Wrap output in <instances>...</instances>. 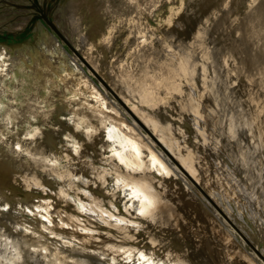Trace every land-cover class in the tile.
Segmentation results:
<instances>
[{
  "label": "rangeland",
  "instance_id": "1",
  "mask_svg": "<svg viewBox=\"0 0 264 264\" xmlns=\"http://www.w3.org/2000/svg\"><path fill=\"white\" fill-rule=\"evenodd\" d=\"M175 1L81 0L83 8L89 10L88 15L86 16L84 11H80L78 16L66 14L67 29L74 32L76 39L81 36L89 40L90 48H95L94 53L98 55L99 62L108 67V73L112 74L110 84L108 82L110 88L118 96L123 92L122 95L131 100L130 103L125 101L149 132L159 138L146 121L155 120L154 122L160 124L161 133L168 137L187 159V165L205 171L210 180L206 186L216 194L217 198H212L224 212L223 217H228L239 228L238 232L246 239L245 242L240 237L244 241L242 244L256 247L264 256V77L262 65L257 63L262 57L258 55L263 54L264 43L252 42V37H257L259 32L252 33L247 30L250 15L264 0H184L189 7L207 15V25L202 27L204 33L210 37L209 40L206 38L209 46L207 56L206 53L202 54L205 50L198 51L177 40L175 32L178 25H158L156 14ZM39 3H45V7H50L54 16L62 18V14H57V0H0V38L9 41L14 34L29 31L31 19L38 15L33 7L39 6ZM42 26L39 24L35 29H43ZM77 34L80 36L77 37ZM219 37L234 40L239 45L238 52L227 54L222 62L219 51L215 48L218 42L216 38ZM7 48H11V44ZM52 50L55 54L46 47L38 48L41 53L39 58H44L48 66L55 62L57 51L53 47ZM183 51L188 57L193 56L188 58ZM240 56L245 63L237 67L236 60ZM9 60V57L0 60V73L9 69ZM86 61L97 70L89 57ZM25 73L24 71L19 77L23 78ZM16 83V80L7 77L3 85L14 88ZM178 89L183 92V97L189 98L190 105L194 104L195 100L204 106V118L195 120L191 116V106H186L177 98ZM16 98H10L6 102L3 113L10 110L7 109L10 106H17ZM47 106L48 104L41 100L34 102V112L39 116H46V119L40 120L42 125L36 123L32 129L28 125H7L13 133L7 136L0 134V264H53L56 261V252L64 253V264H109L107 261H111V256L108 253L102 256L100 254L104 252L95 251L93 226H96L97 220L88 216L80 219L81 210L77 204L74 206V215L66 214L67 211L59 202L50 198L49 188L38 185L33 170L25 166L30 155L24 146L30 144L31 138L24 130L37 128L36 132L40 134L37 137L38 142L50 139L52 142L56 141L55 146L58 144V147L51 149L49 160L41 163L37 171L38 176L49 181L51 178L47 176L46 168L51 167V173H54L55 156L57 155V159L63 158L62 153H67V149H72L70 144L76 142L67 133L69 123L74 121L73 113L68 110L66 114H58L56 107ZM218 115H222V118L219 117L222 120L214 126V132L210 120ZM112 120L118 123L123 117L120 114L115 115ZM96 123L103 124L99 128V134H103L105 147H96L100 152L98 155L97 150L82 142V147H79L81 154L74 156L77 159L89 156L85 160L92 162L95 170L99 166L102 169V164L107 167L113 161L111 146L115 147L113 145L119 136L128 138L120 128L116 131V137L111 129L105 127L111 123L109 115L105 118L98 116ZM133 124L137 131L135 137L143 140L139 134L145 133L137 124ZM135 130H131L132 134ZM16 132L19 135L18 140L23 143L21 150L16 143ZM153 141L152 144L155 143ZM161 145L183 167V163L172 154L165 143ZM147 146L143 143L145 150ZM84 151L88 153L83 154ZM68 153L73 154L71 150ZM177 166L179 165L171 163L169 176L180 183L184 178L183 175L180 178ZM152 172L163 174L158 170ZM192 175L200 182L197 179L198 172ZM74 181L78 182L77 179ZM116 196L125 202V197ZM212 219L215 221L213 217ZM229 239L233 240L232 235ZM245 244L242 246L247 251L245 255L249 264H261L257 257H254L251 247L248 245V248ZM49 258L51 262H48ZM133 258L135 259L126 261V264H140L137 254Z\"/></svg>",
  "mask_w": 264,
  "mask_h": 264
},
{
  "label": "bare ground",
  "instance_id": "2",
  "mask_svg": "<svg viewBox=\"0 0 264 264\" xmlns=\"http://www.w3.org/2000/svg\"><path fill=\"white\" fill-rule=\"evenodd\" d=\"M57 2L59 9L57 14H62V18L54 16L51 8L45 7V3H39V6L34 5L33 7L38 15L31 19L30 23L32 25L29 31L14 34L9 41L3 37V39L0 38V60L9 57L8 62L11 63L7 71L0 73V134L7 136L9 133H13L9 131L7 125H28L30 129L36 123L42 125L40 120L41 118L46 119V116H39L34 112L35 101L45 102L46 105L48 104V108L49 106L56 107L55 110L58 114H62V112L64 114L68 110L73 113L74 121L69 123L67 133L76 142L70 144L72 149H67V153H62L63 158L57 159V155L55 156L56 169L54 168V173H51V167L46 168L47 176L51 180H45L43 177L38 176L37 171L41 163L49 160L50 151L55 146L56 141L52 142L49 139L38 142L37 137L40 134H38V131L36 132L37 128L31 131L24 130V133L31 138L30 144L24 146L27 147V153L30 155L25 166L33 170L38 185L49 188L50 198H55L60 206L67 211L66 214L74 215L76 213L74 206L77 204L79 210H81L80 215L77 214L80 219L88 216L97 220H95L96 226H93L95 251L104 252L100 254L102 256L108 253L111 256V261L106 260L107 263L126 264V261L135 259L133 257L137 254V260L140 264H249L246 260L247 251L242 246L245 244H242L243 240L246 242V239L230 224L226 217H223L222 210L212 198L213 196L216 199V194L206 186L210 180L205 171L199 170V167L187 165V159L184 155L177 150L168 137L161 133L160 124L154 122L155 120H146L153 132L157 133L159 137L157 140L160 143H165L172 154H175L183 163V167L182 165L181 167L177 166L178 172L181 174L180 178L183 175V182H180V184L177 179L171 178L169 176L171 163L175 164L174 161L168 157L160 145L154 143L151 139L152 137L143 127L144 124L132 112V108L126 102L130 103L131 100L126 99L122 95L124 93H119L116 90L117 88L113 86L135 117L94 74L93 71L103 81L107 80L105 82L110 84L112 74L108 73V67L106 68L99 62L98 55L94 53L95 48H90L88 39L81 37L80 34H77V37H80L76 39L74 32L72 33V30L68 31L65 18L68 13L72 16H78L80 11H84L83 13H86L87 16L89 10L83 8L84 5H82L81 0H57ZM165 8H162L158 13L156 12L158 25L169 27L178 25L175 32L177 40L189 44L198 51L205 50L202 54L206 53L207 56V52H209L207 43L210 37L207 33H204L205 30L202 28L207 25L205 22L207 15L189 7L184 0H176L174 4L172 3V5ZM45 16L48 17L55 28L46 20ZM39 24L43 25V29L36 30L35 28ZM247 30L252 33L259 32L256 35L257 37H252V42L264 43V2L250 15ZM216 39H218V42L216 41L215 48L219 51L220 62L227 54L238 52L239 45L236 41L220 37ZM10 44L11 48H7V46L10 47ZM40 47H46L53 54L55 53L52 47L56 49L55 62L51 63L50 66L46 65L44 58H39L41 53L38 48ZM72 48L85 61L89 57L97 70L86 61L92 67L90 69ZM179 49L181 50V48ZM262 52L263 54L258 55L262 57L257 60V63L262 65L261 71L264 77V48ZM191 56L187 57L190 58ZM106 58L108 57L106 56ZM199 59L201 58L199 57ZM237 59V67H240L241 63H245L241 56ZM256 59H254L255 62ZM253 64L252 61L251 65L253 66ZM24 71L26 72L23 75L24 77L20 78L19 76ZM64 73L66 75L62 76L61 74ZM7 77L18 82L14 88L3 85ZM189 84L191 85V83ZM190 88L195 89L192 86ZM177 92L179 94L177 98L186 106H191L193 110H191V116L195 120L205 117L204 106L200 102L194 100V104L190 105L189 98L183 97L181 90L178 89ZM12 96H14L13 99L19 96L16 98L18 99L17 106L12 107L9 105L10 108L7 109L10 110L3 113V110L6 109V102L10 98L12 99ZM249 97L252 100L250 95ZM221 106L223 107V105ZM223 110L225 109L223 108ZM119 114L123 117V120L116 123L112 118ZM238 114L240 115V113ZM106 115L111 116V123L104 124L105 127L111 129L115 136L117 135L116 131L120 128L128 138L124 139L119 136L120 138L118 141L115 140V145H113L115 147L112 148L111 146L113 161L109 163V166L106 167L105 164H102V169L99 166L95 170L92 167V162L88 159L85 160L89 156H86V158L83 156L85 159H79V157L77 159L74 156L78 153L81 154L79 147H82V142H85L87 146H92L95 150H97V146L101 149L105 147L103 134H99V128L103 124L99 125L96 121L98 116L105 118ZM222 115L210 120V124H213V127L210 126V130L212 127L215 132L214 126L222 120L219 119V117L222 118ZM133 123L137 124L145 133L144 135L138 133L143 140L135 137L137 131ZM131 130H135L133 134ZM15 136L17 138L16 143L21 150L23 143L18 140L19 135L17 132ZM143 143L148 145L146 150ZM59 144L61 143L59 142ZM57 145L55 147H58ZM155 146L159 148L157 149ZM70 150L73 154L68 153ZM96 152L98 155L100 154L98 150ZM87 153V151L83 152V154ZM154 170H158L159 173L163 172V174L159 175L152 172ZM195 171L199 174L197 179L201 184L192 175V173L196 174ZM178 172L176 173L178 174ZM72 177L77 179L78 182L72 180ZM194 182L206 192L211 201L198 189ZM134 192L139 193L138 198L134 195ZM116 195L125 197V202ZM141 211L144 212V215L140 214ZM213 212H216L218 216ZM212 217L216 222L213 221ZM120 221H124V223H120ZM100 222L103 224L101 225ZM231 235L233 240L229 239ZM248 245L245 244L246 247L250 248L254 257H257L259 262L264 264V259L261 255H258V251L250 244ZM134 253L135 255H133ZM63 255L62 252H56L54 254L56 261L52 263L64 264L66 260L63 259ZM141 255H143V259H141ZM65 259L68 260L69 258Z\"/></svg>",
  "mask_w": 264,
  "mask_h": 264
},
{
  "label": "water",
  "instance_id": "3",
  "mask_svg": "<svg viewBox=\"0 0 264 264\" xmlns=\"http://www.w3.org/2000/svg\"><path fill=\"white\" fill-rule=\"evenodd\" d=\"M45 18H46V20H48V22L53 26V23H51V21L48 19V17L47 16H45ZM54 27V26H53ZM55 28V27H54ZM57 30V29H56ZM59 33V32H58ZM73 49V48H72ZM74 51H75V49H73ZM76 52V51H75ZM76 54H78L79 55V53H77L76 52ZM80 56V58L86 63V65H88V67L91 69L92 67L85 61V59L81 56V55H79ZM93 70V69H92ZM94 72V74L98 77V79H100L101 80V82L103 83V85L112 93V95L128 110V111H130L129 110V108L125 105V103L121 100V98L109 87V85L105 82V81H103L98 75H97V73L95 72V71H93ZM130 113H131V111H130ZM132 114V113H131ZM133 115V114H132ZM134 116V115H133ZM135 117V116H134ZM143 126V125H142ZM144 128H145V130L150 134V136L152 137V139L158 144V145H160V147H162V149L164 150V152L168 155V157H170V159H172L173 161H174V163H176V164H178L180 167H181V165L176 161V159L161 145V143L157 140V138H155L149 131H148V129L145 127V126H143ZM195 183V185L198 187V189H200V191H202V193H204V195L211 201V198L206 194V192L196 183V182H194ZM220 212H221V210H220ZM222 214H223V212H222ZM224 216H225V214H224ZM226 217V216H225ZM226 219L230 222V224H232V226L237 230V231H240L239 230V228L228 218V217H226ZM249 242V241H248ZM255 249H256V247H254ZM256 251H258V249H256ZM258 253L263 257V259H264V256L260 253V251H258Z\"/></svg>",
  "mask_w": 264,
  "mask_h": 264
},
{
  "label": "snow or ice",
  "instance_id": "4",
  "mask_svg": "<svg viewBox=\"0 0 264 264\" xmlns=\"http://www.w3.org/2000/svg\"><path fill=\"white\" fill-rule=\"evenodd\" d=\"M134 195H135L137 198L139 197V193H137V192H134ZM140 214H141V215H144V212L141 211ZM120 223H124V221H120ZM141 259H143V255H141Z\"/></svg>",
  "mask_w": 264,
  "mask_h": 264
}]
</instances>
